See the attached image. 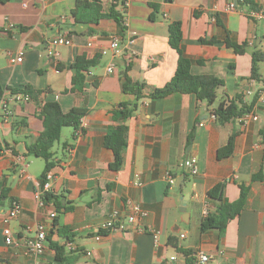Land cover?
I'll return each instance as SVG.
<instances>
[{"label":"crops","instance_id":"0c3cea01","mask_svg":"<svg viewBox=\"0 0 264 264\" xmlns=\"http://www.w3.org/2000/svg\"><path fill=\"white\" fill-rule=\"evenodd\" d=\"M232 1L236 0H131L125 11L118 7L127 20L120 35L113 19L75 22L72 10L77 0H0V82L12 109L9 118L0 112V144L13 150L0 153V195L4 194L0 264H56L49 242L40 256L28 254L24 245L25 238L34 236L35 225L51 226L50 213L57 212L51 202L41 205L36 194L44 181L45 159L27 154L28 145L43 130L38 113L48 100L59 101L65 112L73 107L90 109L81 119L83 133L77 136L75 128L64 127L52 148L51 192L73 205L60 214V223L75 233L73 248L80 254L75 264H186L185 250L191 251L194 264L197 249L211 255L208 264H264V102L257 99L254 105L257 120L211 118L221 100L242 95L251 103L260 87L251 72L252 52L264 51V0H249L255 9L243 2L230 10ZM112 2L103 0L105 9ZM151 3L158 5L154 15ZM176 20L182 24L181 46L191 60L192 73L217 75L225 84L217 89L212 105L194 93L140 100L125 122L129 131L123 164L113 170L114 156L105 146V134L116 124L113 110L134 100L133 94L123 91L122 72L129 66V76L143 82L146 93L170 81L178 52L169 44V24ZM114 34L122 42L116 57L110 48ZM59 36L71 43L54 45L52 40ZM202 37L217 40L202 42ZM227 37L247 43L244 52L228 46ZM103 49L108 52L102 53ZM22 50L23 60L12 62ZM79 55L98 57L99 63L86 73L83 90H72L71 64ZM111 64L114 69L109 72ZM259 71L264 76V61ZM27 84L43 90L38 100L13 97L12 88ZM234 133L232 154L220 158L219 149ZM188 156L197 158L195 175L181 165ZM168 174L176 177L175 185L169 183ZM108 183L112 189L106 188ZM242 184L249 188L245 206L229 220L224 234L217 228L202 231L205 206L211 213L222 197L237 200ZM15 200L22 212L9 222L14 242L8 244L3 218ZM184 201L186 212L181 210ZM130 202L140 203L148 216L123 230L100 232L113 210L126 220ZM154 230L160 233L158 243Z\"/></svg>","mask_w":264,"mask_h":264},{"label":"trees","instance_id":"16d2710c","mask_svg":"<svg viewBox=\"0 0 264 264\" xmlns=\"http://www.w3.org/2000/svg\"><path fill=\"white\" fill-rule=\"evenodd\" d=\"M3 3L9 0H1ZM124 0H113L110 7L105 9L103 0H77L75 8L72 10V15L75 22L83 24H97L102 19H113L119 26L120 35H123L127 26L124 23L123 12L118 9L122 6ZM244 3L251 4L254 9L257 7L255 3L249 0H245ZM154 7L152 15L158 10L156 3L150 4ZM183 38L181 21H172L169 24V44L178 52V62L174 76L164 86L156 88L154 91L146 93L145 84L140 81H134L128 74V69L122 72V88L125 93L134 95L133 101L121 102L119 106L113 110V120L116 124L109 128L105 134L104 143L105 146L112 150L113 160L110 162V168L118 170L121 168L124 160L123 152L127 145L129 127L125 123L126 120L133 116L136 112L140 100L145 97H164L173 93H194L199 100H204L208 105H212L217 99V89L225 84V80L222 77L213 74H193L191 71V60L184 55L181 46ZM216 37L206 38L202 37V42H215ZM226 44L232 47L235 52L242 53L247 43L239 44L232 41L229 37L226 38ZM264 61V51L254 50L252 52V72L251 77L257 80H261L260 75V63ZM202 62V60H200ZM99 63V58H88L85 55H79L75 61L71 64V67L75 69V74L72 78V90H83L86 82V73L91 67L96 66ZM43 92L41 89H37L30 84L23 86L22 88H12V93H23L30 96L33 100H38L40 94ZM4 95V89L0 82V98ZM258 95H255L254 100L251 103H246L243 100L242 95H237L234 98H226L220 101V103L212 109L217 115V120L220 122L230 121L241 117L244 113L253 109ZM90 111L87 107H73L69 111L65 112L62 106L57 100H48L44 102L39 110V116L43 120V130L40 133L37 141L27 147V154L41 156L45 159V166L43 170V177L45 180L46 173L52 169L53 163V151L54 144L60 139L62 129L64 127H73L77 129L80 125L81 119ZM236 134L234 133L227 145L220 148L218 156L220 158L229 156L234 150V141ZM6 146H9L6 144ZM3 147L0 146V153ZM258 176H253L256 179ZM107 189H112L113 184L108 183ZM248 186L241 185V193L237 200L230 201L229 199L222 197L216 211L209 213L202 218L201 230L207 231L209 229L217 228L220 231V235L224 234L227 223L230 219L238 215L244 208L247 196ZM4 195V194H3ZM0 195V200L3 197ZM43 200L45 203L51 202L55 205L57 215L53 219L51 228L48 231L47 242L50 247L55 250L56 264H75L79 259L80 254L75 252L77 248H67L69 242L74 241L75 233L68 225L60 223V214L65 211L73 209V205L67 202H61L59 197L51 191H44ZM104 231V230H103ZM102 232V231H100ZM59 238L62 240L60 241ZM76 249V250H75ZM187 256V263L192 264L189 255L191 251H184ZM163 264V263H162Z\"/></svg>","mask_w":264,"mask_h":264},{"label":"built area","instance_id":"2783aa9c","mask_svg":"<svg viewBox=\"0 0 264 264\" xmlns=\"http://www.w3.org/2000/svg\"><path fill=\"white\" fill-rule=\"evenodd\" d=\"M131 0H124L123 4H122V9L125 11L126 8L128 7L129 3ZM245 2V0H236V1H232L229 4V9L230 10H236L239 7V3H243ZM252 14H255V11L252 12ZM124 23L125 25L127 24V20L124 19ZM52 43L54 45H59V44H70L71 43V39L67 38V37H56L52 40ZM110 48H111V52L113 57H116L118 55H120L121 51H122V42L121 39L119 37V35H112L111 36V43H110ZM108 50L107 49H103L102 53H107ZM24 57V51H20L16 56H13L11 58L12 62H21L23 60ZM114 69V65L111 64L108 67V71L111 72ZM260 83V87L258 89V91L256 92V94L258 95V101H262L264 102V76L261 77V80L259 81ZM13 97L15 99L18 100H31L30 96L27 94H23V93H14ZM0 112L1 114L5 117V118H9L12 114V109L9 106V101L8 98L3 95L0 99ZM211 118L212 119H216L217 115L212 111L211 112ZM240 121L243 123H247L250 120H257L258 119V115L255 113V106L253 107V109L249 112L244 113L241 117H239ZM83 129H84V123L80 122L79 127L76 129V135L79 136L83 133ZM0 146L3 147V150L1 153L3 152H8L11 153L13 150L11 148V146H6V144L1 145ZM182 167H184L190 174L195 175L198 172V164H197V158L195 156H188L186 157L183 162L181 163ZM22 172H26V167H23ZM53 172L51 170H49L46 173L45 176V180L42 183V186H40V189L36 192L37 194V198L38 201L41 205H45L46 203L43 200V193L44 191H51L52 188V181H53ZM168 181L171 185H175L176 184V177H174L172 174H168L167 175ZM131 212L130 214L127 216L126 220H121L120 219V212L118 210H113L110 212L109 216L101 223L100 225V230L101 231H111V230H123L125 229L128 225L131 224H135L138 221H140L141 219H144L148 216V211L143 208V206L140 203H136V202H130L129 203ZM22 212V205L19 201L15 200L12 203V206L8 209L6 215H4V223L6 224L3 228V233L5 235V241L8 244H11L14 242V232L11 229V227H9V222L12 219H16L19 217V215ZM208 209L207 206H205L204 210H203V214L204 216L208 215ZM57 215L56 211H52L50 213V218L54 219ZM51 228V226L47 223H38L35 225L34 229H35V234L32 237H27L24 240V245H25V251L28 254L31 255H35V256H40L42 255L45 250H46V244H47V235H48V231ZM153 235H154V239L155 242L158 243V238H159V231L158 230H154L153 231ZM182 236H184V234H182ZM100 237V236H98ZM67 248H73V243L69 242L67 244ZM172 260L175 259L174 256L171 257ZM211 260V255L205 251H203L202 249H197L194 252V264H208Z\"/></svg>","mask_w":264,"mask_h":264},{"label":"water","instance_id":"95a60500","mask_svg":"<svg viewBox=\"0 0 264 264\" xmlns=\"http://www.w3.org/2000/svg\"><path fill=\"white\" fill-rule=\"evenodd\" d=\"M181 186V183L179 182L178 184H177V187H180ZM185 205H186V202L184 201L183 202V206H182V208H181V210L183 211V212H186V207H185Z\"/></svg>","mask_w":264,"mask_h":264}]
</instances>
